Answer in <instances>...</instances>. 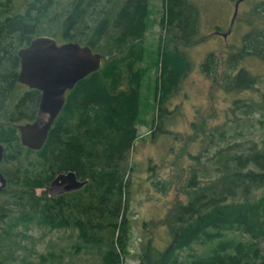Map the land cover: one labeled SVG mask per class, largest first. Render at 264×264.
Segmentation results:
<instances>
[{
    "label": "trees",
    "instance_id": "obj_1",
    "mask_svg": "<svg viewBox=\"0 0 264 264\" xmlns=\"http://www.w3.org/2000/svg\"><path fill=\"white\" fill-rule=\"evenodd\" d=\"M163 2L152 50L145 43L148 0H0V172L7 181L0 192V264H75L66 255L82 252L90 264H123L138 125L150 123L153 138L172 115L167 102L192 69L187 48L202 38L191 0ZM256 5L259 21L250 23L241 46L220 57L209 53L200 64L213 80L225 66L221 87L239 93L226 111L225 122L233 123L209 130L206 146L216 148L206 149L204 160L190 155L189 197L160 220L170 242L163 250L151 239L141 243L136 264H264V75L241 65L249 57L264 65V2ZM43 34L86 44L105 58L65 93L45 142L33 150L21 143L18 125L35 118L40 91L18 82L17 52ZM145 109L154 112L150 121ZM68 171L86 184L49 195L46 187ZM36 227L75 236L68 250L31 247L22 255Z\"/></svg>",
    "mask_w": 264,
    "mask_h": 264
},
{
    "label": "rangeland",
    "instance_id": "obj_2",
    "mask_svg": "<svg viewBox=\"0 0 264 264\" xmlns=\"http://www.w3.org/2000/svg\"><path fill=\"white\" fill-rule=\"evenodd\" d=\"M191 1L199 12V34L202 37L199 42L187 48L192 69L182 81L180 90L168 100L167 109L172 115L167 118V114L160 131L152 138L149 136L152 134L150 123L138 125V138L131 156L134 169L130 181L129 254L123 264H136L139 246L148 239L160 250L169 244L170 234L160 220L166 217L168 209L177 201H186L189 197L186 182L189 167L195 164L190 155L202 153L204 160L206 149H209L208 154L214 151L216 146L207 148L206 135L210 129L226 121V111L232 106L233 98L239 95L226 92L221 87L224 65L219 67L213 80L201 72L200 64L209 53L220 57L240 47L250 23L259 21L255 11L256 3L264 2L243 0L233 18L235 0ZM148 10L145 43L154 50L161 32L159 22L164 10L163 0H148ZM244 63L253 74L264 75V65L260 62L249 57L241 65L244 66ZM154 70L153 66L150 71ZM261 87L264 90V84ZM248 93L251 97L255 95L254 91ZM149 103H152L151 99ZM153 116V110L145 109L144 117L147 120L150 121ZM225 123L232 124L233 121ZM153 126L156 129L157 122ZM161 182L165 184L163 190H160ZM29 234L31 239L23 241L27 249L22 255L26 256L31 247L41 252H57L61 247L68 250L67 246L75 236L69 237L68 230L49 231L38 227L31 229ZM195 249L200 251L201 247L196 246ZM65 260L75 264H90L92 258L90 254L82 252L67 254Z\"/></svg>",
    "mask_w": 264,
    "mask_h": 264
},
{
    "label": "water",
    "instance_id": "obj_3",
    "mask_svg": "<svg viewBox=\"0 0 264 264\" xmlns=\"http://www.w3.org/2000/svg\"><path fill=\"white\" fill-rule=\"evenodd\" d=\"M242 1L235 2L233 18ZM17 54L18 82L40 91L35 118L18 125L21 143L37 150L45 142L50 128L64 105L65 93L79 80L98 70L105 56L94 52L86 44L73 41L59 43L56 38L45 34L32 38L26 46L18 50ZM4 150V145L0 142V162ZM86 182L79 180L74 172L68 171L57 174L46 189L49 195L56 196L76 191ZM6 183V178L0 172V192L5 188Z\"/></svg>",
    "mask_w": 264,
    "mask_h": 264
},
{
    "label": "flooded vegetation",
    "instance_id": "obj_4",
    "mask_svg": "<svg viewBox=\"0 0 264 264\" xmlns=\"http://www.w3.org/2000/svg\"><path fill=\"white\" fill-rule=\"evenodd\" d=\"M237 0H235V2H236ZM235 2H234V4H235Z\"/></svg>",
    "mask_w": 264,
    "mask_h": 264
}]
</instances>
